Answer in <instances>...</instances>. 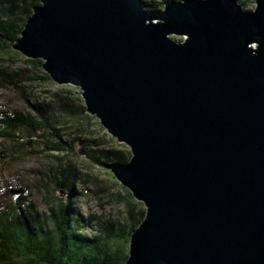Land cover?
<instances>
[{
	"label": "water",
	"instance_id": "water-1",
	"mask_svg": "<svg viewBox=\"0 0 264 264\" xmlns=\"http://www.w3.org/2000/svg\"><path fill=\"white\" fill-rule=\"evenodd\" d=\"M254 1L40 0L13 45L58 86L80 87L87 113L130 148L111 171L146 214L125 264H264V0Z\"/></svg>",
	"mask_w": 264,
	"mask_h": 264
},
{
	"label": "trees",
	"instance_id": "trees-1",
	"mask_svg": "<svg viewBox=\"0 0 264 264\" xmlns=\"http://www.w3.org/2000/svg\"><path fill=\"white\" fill-rule=\"evenodd\" d=\"M168 1L171 0H143V5L157 10ZM241 2L247 4L246 0ZM40 4V0H0L1 56H24L13 45L33 8ZM23 58L24 67L19 71L10 64H0V87L17 88L24 81V73L33 74L34 81H52L43 69L42 59ZM29 104L30 109L29 106L28 109L14 107L9 115L5 113L0 119V160L22 154L50 156L54 164L45 174L48 178L41 185L42 192L45 194L54 189L65 192L82 179V174L73 142L63 140L60 126L68 120L80 124L89 119L85 101L73 97L71 91L63 90L53 93L52 102ZM85 151L92 162L110 169L127 162L130 154L121 150L90 152L88 147ZM3 193L14 195V200L0 206V264H125L131 232L146 214L143 203L135 201L128 191L130 199L126 201L125 212L129 229L100 220L97 232L89 234L84 230L90 225H82L80 214L72 213L70 203L61 198L56 200L57 197H52L56 203L51 207L53 225L49 226V221L40 214L34 201L29 202L20 195L15 198L13 189L0 191V198Z\"/></svg>",
	"mask_w": 264,
	"mask_h": 264
},
{
	"label": "rangeland",
	"instance_id": "rangeland-1",
	"mask_svg": "<svg viewBox=\"0 0 264 264\" xmlns=\"http://www.w3.org/2000/svg\"><path fill=\"white\" fill-rule=\"evenodd\" d=\"M246 1L247 4L243 5L239 0L246 10H253L256 6L255 1ZM158 21L159 19H153V22ZM169 37L176 41H184L185 39L183 35L175 33H170ZM253 46L256 45L253 44ZM23 57L11 58L0 55V64H10L16 71H19L24 67ZM32 75L24 73L22 75L24 81L22 84H18L17 88L13 86L0 87V119L5 116V113L9 115L14 107L28 109L29 106L30 109L29 103L52 102L53 93L58 91H71L73 97L84 101L80 87L71 84L58 86L53 80L51 82L34 81L35 78ZM60 127L61 130L63 129V140L73 142L74 154L82 179L65 192L54 189V191L43 194L41 185L47 180L48 176L45 174L49 169H52L54 161L50 156L41 154L33 156L22 154L18 157L12 156V158L0 160V191L5 189V192H8L13 189L15 198L18 193L23 199L29 202L34 201L40 214L43 215L45 220L49 221V226L53 225L51 217L53 216L52 204H55L56 200L61 198L70 203L72 213L80 214L82 225H90V228L84 230L85 233H96L97 223L100 220L109 222V224L112 223L113 226L119 225L124 230H128L129 223L125 212L126 201L130 199L128 191L135 201L138 200L133 196L132 191L124 187L114 176L109 167L92 162L87 156L85 148L88 147L90 152L93 150H97V152L101 150H121L130 153L129 159L132 155L130 148L125 143L119 142L116 137H113L104 128L96 115H90L89 119L80 124L77 121L68 120L63 122ZM54 196L57 198L52 201ZM9 200H14V195L5 194L1 196L0 206L5 205ZM29 206H32V204H29ZM120 240H123V238H120ZM120 240L118 243H120ZM128 247H130V241Z\"/></svg>",
	"mask_w": 264,
	"mask_h": 264
},
{
	"label": "bare ground",
	"instance_id": "bare-ground-1",
	"mask_svg": "<svg viewBox=\"0 0 264 264\" xmlns=\"http://www.w3.org/2000/svg\"><path fill=\"white\" fill-rule=\"evenodd\" d=\"M16 196H19V194L17 193Z\"/></svg>",
	"mask_w": 264,
	"mask_h": 264
}]
</instances>
